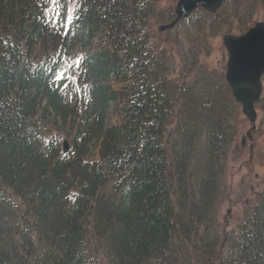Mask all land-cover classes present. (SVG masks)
Masks as SVG:
<instances>
[{"label":"trees","instance_id":"16d2710c","mask_svg":"<svg viewBox=\"0 0 264 264\" xmlns=\"http://www.w3.org/2000/svg\"><path fill=\"white\" fill-rule=\"evenodd\" d=\"M158 1L0 0V264H264V189L230 257L205 230L232 143L227 112L206 105L196 189L188 120L205 113L169 85L150 24ZM14 223L19 241L6 240Z\"/></svg>","mask_w":264,"mask_h":264},{"label":"rangeland","instance_id":"374dc122","mask_svg":"<svg viewBox=\"0 0 264 264\" xmlns=\"http://www.w3.org/2000/svg\"><path fill=\"white\" fill-rule=\"evenodd\" d=\"M177 1H158L150 20L153 39L158 56H162L169 66L166 73L169 85L176 93L177 90H184L185 102L193 101L192 104L187 103L189 109L196 107L201 114L205 113L199 120H188L191 128L198 130L195 131L194 141L198 146L194 159L196 189L207 163V136L211 131L205 118L210 113L206 105L219 103L226 109V124L230 127L229 137L232 138V143L224 166V175L219 179L220 194L215 205L218 214L207 218L205 230L212 239L218 240L222 255L230 257V242L238 239L237 227L245 211L264 189V79L262 97L256 105V129H252V125L242 114L241 106L230 105L234 100L224 78L228 54L223 45V38L226 35H242L257 23H264V18L259 12L256 0H227L216 14L199 10L175 30L159 33L161 26L174 20ZM82 35L83 30L80 28L78 37L81 38ZM87 51L88 47L82 50L79 46L74 55L78 59ZM83 83L84 86L89 84L92 91H95V81L88 74ZM88 90H85L86 94ZM90 97L91 95L86 96L88 100ZM227 105H230L229 109L225 107ZM113 113L114 104L111 103L108 114L114 122ZM12 202L19 204L16 200ZM17 226V223L11 226L14 228L13 232L8 233L6 240L13 238L19 241ZM32 238L36 242L34 235ZM203 250L207 248L204 247ZM34 251L42 252V245L35 243L33 252L30 251L29 254H34ZM207 258L208 255H205L203 260ZM37 260V257H34L30 263L36 264Z\"/></svg>","mask_w":264,"mask_h":264},{"label":"water","instance_id":"95a60500","mask_svg":"<svg viewBox=\"0 0 264 264\" xmlns=\"http://www.w3.org/2000/svg\"><path fill=\"white\" fill-rule=\"evenodd\" d=\"M225 2L226 0H178L175 21L161 27L159 31L172 30L200 8L209 13H216ZM223 44L228 53L225 80L235 101L242 106L243 115L252 124V129H255V105L260 101L263 91L264 24H257L243 36L228 35L223 38ZM68 150V144L65 143V152Z\"/></svg>","mask_w":264,"mask_h":264},{"label":"snow or ice","instance_id":"6c2138e0","mask_svg":"<svg viewBox=\"0 0 264 264\" xmlns=\"http://www.w3.org/2000/svg\"><path fill=\"white\" fill-rule=\"evenodd\" d=\"M50 3L53 5H58L59 4V0H50ZM59 15V13H58ZM61 78H63V74H61ZM85 88L87 87V85L84 86Z\"/></svg>","mask_w":264,"mask_h":264}]
</instances>
